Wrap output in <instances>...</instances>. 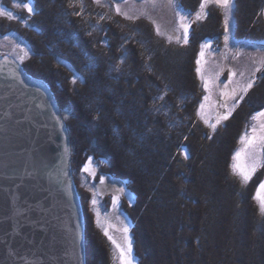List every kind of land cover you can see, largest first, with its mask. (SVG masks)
<instances>
[{"label": "trees", "instance_id": "16d2710c", "mask_svg": "<svg viewBox=\"0 0 264 264\" xmlns=\"http://www.w3.org/2000/svg\"><path fill=\"white\" fill-rule=\"evenodd\" d=\"M179 4L192 16L202 12L188 43L104 0H0L15 16H0V34L26 43L21 66L53 91L73 179L92 171L94 180L121 182L130 194L121 209L137 264H264L259 179L241 181L231 168L251 114L264 105V70L229 118L207 126L198 115L196 57L203 41L223 38L224 8L213 0ZM263 5L231 0L237 42L264 44ZM111 246L85 216L86 264H111Z\"/></svg>", "mask_w": 264, "mask_h": 264}, {"label": "water", "instance_id": "95a60500", "mask_svg": "<svg viewBox=\"0 0 264 264\" xmlns=\"http://www.w3.org/2000/svg\"><path fill=\"white\" fill-rule=\"evenodd\" d=\"M0 264H86L85 216L53 91L0 56Z\"/></svg>", "mask_w": 264, "mask_h": 264}, {"label": "rangeland", "instance_id": "374dc122", "mask_svg": "<svg viewBox=\"0 0 264 264\" xmlns=\"http://www.w3.org/2000/svg\"><path fill=\"white\" fill-rule=\"evenodd\" d=\"M104 1L112 4L115 10L116 5L119 4L121 9L119 13L127 18H145L149 20L155 29H159L163 35L182 43H185V32L182 25L186 24L188 26V43L192 21L202 15L201 12L192 16L189 12L184 11L179 4V0H171V2L170 0ZM205 3L206 1L203 2V5ZM16 4H29L31 6L30 2L22 4L17 2ZM23 8L28 11L25 7ZM0 10L7 13V15L0 16L15 18L13 11H9L2 6H0ZM224 14L228 17V30L225 31L223 38L219 41L208 39L203 41L199 45L196 57V72L202 90L198 115L211 129H213L211 125H218L226 120L221 119V117L227 115V118H229L240 107L248 92L259 80V72L264 70V44L237 42L234 39L232 6L227 10V13L224 9ZM181 17H184V19L181 20ZM262 17L264 18V5ZM202 51L203 56H201ZM25 53L28 55V47L16 35L13 33L0 34V56H9L17 62L23 63L27 56ZM21 56L24 58L20 59ZM197 69L200 70L197 71ZM206 79L210 80L208 85L205 82ZM249 83H251L250 88L247 87ZM261 112H264V105L251 114L249 129L243 136V138H247L255 135L257 137L255 145L249 146L246 139H242L234 153L231 167L233 174L239 180L244 181L239 171L234 170L233 165L241 164L251 167L255 163V171L251 173L249 180L255 177L259 179L254 191L255 202L259 207L260 202L256 198L257 190L260 183L264 182V142L258 139L260 136H264V130L261 129V125H264V117L258 115ZM217 120H219V123H217ZM253 129H255V132H253ZM237 152L241 153L240 158L234 159ZM92 173V171H89L88 174L81 173L78 176L79 180H76L77 182L73 179L82 206H84L87 224H91L93 227L96 225L104 232L107 230L108 238L111 237L109 239L112 245L111 250L114 252L111 264H120L119 249L116 245L127 247L128 242L131 244L132 264H137L132 249V225L121 209V199H127L128 201L131 196L123 186L121 187V182L107 181L102 176L94 180L95 175ZM93 199L96 201L95 204L92 202ZM122 204L125 205L126 203ZM124 228H127V233L123 231ZM113 241H115V244Z\"/></svg>", "mask_w": 264, "mask_h": 264}, {"label": "snow or ice", "instance_id": "6c2138e0", "mask_svg": "<svg viewBox=\"0 0 264 264\" xmlns=\"http://www.w3.org/2000/svg\"><path fill=\"white\" fill-rule=\"evenodd\" d=\"M171 2V0H170ZM214 3H216L217 5L223 7L227 13V10L230 8L231 6V0H213ZM19 6V5H17ZM29 13H31L33 11L32 7L29 4H24L23 5ZM201 7L203 8L204 5L202 4ZM116 11L117 13H119L121 11L119 4L116 5ZM0 15H7V13H4L3 10H0ZM101 19H103V17H101ZM184 17H181V20H183ZM182 27L184 28V32H185V43H187V29L188 26L186 24L182 25ZM228 30V17L227 15H225V31ZM157 31H159V29H157ZM227 40V37H226ZM25 55H27V53H25ZM201 56H203V51L201 52ZM24 57L21 56L20 59H23ZM199 63V61H198ZM200 69H197V71H199ZM80 79V77L78 76H73L72 78V82L76 83L77 80ZM207 86V85H206ZM247 87H251V83H249L247 85ZM247 90V88L245 89V91ZM205 99H207V97H205ZM259 116L264 117V112L258 113ZM221 119H227V115L221 117ZM207 122V121H206ZM217 123H219V120H217ZM213 127V129H215V124L211 125ZM261 129L264 130V125H261ZM253 132H255V129H253ZM242 139H246L247 145L249 146H254L256 141H257V137L255 135H253L252 137H247V138H242ZM261 142H264V136H260L258 138ZM241 153L237 152L236 156L234 157V159H239L240 158ZM91 164V158H89V165ZM234 170H238L239 174L243 177L244 181H247L251 178V173L255 171V163H253V165L251 167L249 166H245V165H241V164H234L233 165ZM84 171L88 172L89 171V167L86 166L84 168ZM93 175H95V173H92ZM122 191V189H121ZM264 182H261L258 190H257V196L256 198L259 200L260 202V211L262 213H264ZM93 204L96 203L95 199H93ZM123 231L125 233H127V228H124ZM105 234L107 235V230L105 231ZM109 239H111V237H109ZM113 243L115 244V241H113ZM116 247L119 249V260H120V264H132V259H131V244L130 242H128L127 247H121L120 245H116Z\"/></svg>", "mask_w": 264, "mask_h": 264}, {"label": "bare ground", "instance_id": "6f19581e", "mask_svg": "<svg viewBox=\"0 0 264 264\" xmlns=\"http://www.w3.org/2000/svg\"><path fill=\"white\" fill-rule=\"evenodd\" d=\"M206 84L208 85L209 84V82H210V80L209 79H206ZM250 137H252V136H250Z\"/></svg>", "mask_w": 264, "mask_h": 264}]
</instances>
